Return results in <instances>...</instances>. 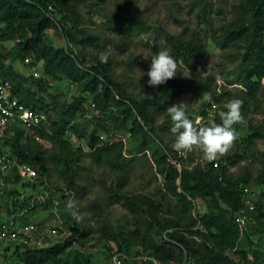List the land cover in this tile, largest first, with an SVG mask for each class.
I'll return each mask as SVG.
<instances>
[{"label":"trees","instance_id":"obj_1","mask_svg":"<svg viewBox=\"0 0 264 264\" xmlns=\"http://www.w3.org/2000/svg\"><path fill=\"white\" fill-rule=\"evenodd\" d=\"M127 1L128 6H115L110 17L94 21L97 27L89 28L81 20L80 5L97 4V8L109 0H0V42H12L9 46L0 43V79L10 82L11 94L19 103L46 112L47 116L46 123L26 133L19 124L9 126L11 133L4 138V143L21 163L35 169L36 176L18 184L20 178L14 168L4 175L6 184L13 183L5 190V212L10 216L26 208L24 214L14 218L26 222L39 212V208L51 204L53 207L57 197L56 208L62 213V224L70 230L63 242L57 241L46 248L35 249L22 244H13L11 249L6 246L3 261L9 264H96L92 254L82 248L89 242L84 240L89 230L77 224L74 218L64 217L60 203L66 194L78 193L80 187L76 180L79 170L84 168L81 161L87 157L96 163L106 158L118 178L117 190L108 192L105 188L107 200L120 203L131 217L128 228L112 226L105 219L98 224L97 237L93 239L105 249V262L109 253L120 251L134 257L126 264H153L149 259H137L138 256L151 257L159 264H264V221L259 204L251 212L254 222L239 228L235 219L244 208L241 196L244 186L260 187L264 194V151L253 149L256 141L264 137L263 126H250V131L242 138L241 143L250 148V155H246V148H243L220 157L218 167L202 158L204 164L197 162L189 168L193 157L178 156L160 134L172 127L170 116L163 125L157 124L172 100L183 93L182 79L172 78L156 88L146 83L138 92H130L128 83L115 73L122 59L113 54V49L117 55L129 51L134 37L149 33L146 39L152 42L154 53L167 48L177 63L196 71L205 53L206 39L224 49L241 41L244 51L235 79L242 86L243 95L248 97L247 101L237 98L243 101L241 111L246 116L248 105L255 101L262 87L261 79L264 80V0H233L232 17L217 26L212 22V12L206 16V11L212 8V0H193L189 3V12L199 18L203 37L186 27L178 35H172L160 25L150 33L152 30H149L143 10L130 9L131 0ZM219 12L217 8L216 13ZM173 19L178 21L176 14ZM56 27L66 41L64 46H55L46 39L45 31ZM109 49L108 62L101 63L99 53ZM8 59L19 60L23 69L16 71ZM126 65L129 71H134L137 62L131 58ZM34 71L41 74L34 76ZM54 81L75 85L78 93L67 104L56 99L59 106L52 113L53 93L49 88ZM204 90L211 94V103L200 88L193 94L208 108L215 104L224 111V103L235 98L231 96L223 101L228 91L216 94L217 91ZM144 94L149 95L145 97ZM77 113L93 115L94 123L89 132L90 122L86 118L84 122L77 120ZM200 113L207 125L222 123L220 112L214 109ZM115 133L128 134L129 139L136 142L134 150L128 153L130 156H123L121 140L100 143L102 134ZM83 146L89 150L86 152ZM142 157L150 166L155 165V175H161L158 195L122 191L127 181L123 178ZM171 158L180 160V169ZM244 160H256L261 166L254 172L249 162L241 167L239 174L228 172L230 165ZM53 167L63 176L64 188L53 187L49 182ZM120 173L122 177L118 176ZM16 185L28 188L22 198ZM35 191L41 195L47 193L48 201L32 198ZM57 192H60L59 197ZM0 197L2 199L1 194ZM197 200L205 203V211L195 210L199 205ZM30 204L32 207L27 209ZM94 207L101 208L99 203ZM185 215L189 220L180 228L179 221Z\"/></svg>","mask_w":264,"mask_h":264},{"label":"rangeland","instance_id":"obj_2","mask_svg":"<svg viewBox=\"0 0 264 264\" xmlns=\"http://www.w3.org/2000/svg\"><path fill=\"white\" fill-rule=\"evenodd\" d=\"M193 0H131L130 9L133 10H143L146 20H148L149 30L153 32L154 28L157 25H160L172 35H178L184 27L188 28L189 31L194 30L199 32L202 37L204 36V31L199 28V18L195 14L189 12V3ZM233 0H212V8L206 11V16L212 12L211 18L215 26L222 24L224 21H228L232 17L231 5ZM97 4L92 6L91 3H86L85 5H80L79 12L81 14V20L85 23L86 27L93 28L97 27V24L94 23L106 20L112 15V12L115 10V6L125 7L129 5L127 0H109L107 4H100L97 8ZM220 9L221 12L216 13V10ZM195 10L198 11V6H195ZM195 13V11L193 12ZM176 14L178 21L173 19V16ZM159 27V26H158ZM149 34V33H147ZM147 34H141L133 38L129 51H126L122 55H117V52L113 49V54L117 56L118 59H122L121 65L117 66L115 73L119 76V79L128 83L129 91L138 92L143 88V85H146L148 77L143 75L141 77L139 71L146 73L150 68L151 56L155 54L151 48L152 42L146 39ZM46 39L50 41L55 46H64L66 44L65 39L60 33V30L56 28H49L45 31ZM3 43V42H0ZM12 42H4L2 45L9 46ZM206 49L205 53L200 61V67L196 71L189 70L185 65L178 63V73L174 79L180 78L184 83L183 93H179L171 102V105L178 103L181 100L188 102V114L190 118H195L197 116H202L201 111L214 109L215 111L222 112L219 110V105L214 106L211 104L210 108L206 106L205 103L200 102L193 94V91L197 88L203 90V94L206 97L208 93L204 89L217 91L216 94L222 93L223 91H228L229 95L223 98V101L234 96L235 98H242L244 101H247L248 97L243 95L242 86L236 81V76L240 71L241 55L244 51L243 42H238L237 44L231 45L229 48H220L213 40L206 39ZM89 57V55H87ZM133 59L134 62H137L136 68L134 71H129L126 62L129 59ZM13 67L16 71L22 70L23 65L19 60L11 61ZM38 74L40 75L41 73ZM233 82V83H230ZM262 87L257 92L255 101H251L248 105L249 113L244 116V122L234 125L237 129L239 138L236 140L234 146L230 149L228 153H236L242 151L243 148H246L244 144L241 143L244 135L250 131V126L262 125L264 129V80L261 79ZM51 88V89H50ZM49 91L53 93L52 100V113L56 112L59 104L56 102L59 100L60 103H70L74 98L73 96L78 93V88L75 85L69 86L66 81H54L51 83ZM56 96V98H55ZM233 98V97H232ZM49 102L51 98L49 97ZM58 99V100H56ZM207 103V102H206ZM217 107V108H216ZM93 112V111H92ZM167 113V112H166ZM161 115L158 119L157 124L163 125L169 116V114ZM214 111L212 112V114ZM88 119L90 125L87 129V132L90 131L92 124L94 122L92 114H76V119L84 122V119ZM206 119V118H204ZM205 121V120H204ZM172 125V124H171ZM164 130L160 131L163 140L173 148L175 143L176 136L170 131ZM110 135V134H109ZM101 135V140L103 142L115 136L113 141L121 140L124 144L123 156H127L131 151L134 150L135 141L129 139L127 134L115 133L112 135ZM112 142V141H111ZM240 146V147H239ZM250 148H246V155H250L248 152ZM255 150L264 151V137L257 140ZM149 155V153L147 152ZM130 156V155H128ZM187 157L203 158V154L200 150H194L190 153H187ZM248 159H252L248 156ZM90 158L82 159V164L84 165L83 169H80L79 176L77 177L76 182L79 185L78 193L69 194L61 199L62 209L65 213L66 218H73L71 215V210L67 207V202L69 200H75L78 206V212L82 216V219L77 221V224L86 227L89 230L87 236L84 240H88L82 248L88 253L92 254V259L96 264H110V254L109 258L107 257V262L105 259L104 251L105 249L98 244L97 241H94L93 238L97 237L95 232L98 224L102 220H106L112 226H124L128 228L131 225V217L128 211L123 208L120 203H111L107 200L106 189L108 192L117 190L116 182L117 179L110 164L106 162V158L102 160V163H96L91 161ZM250 160L240 161L239 164L230 165L228 172L239 174L241 167L245 164L248 165ZM192 165V162L189 166ZM250 166L255 172L261 165L256 160H251ZM152 167V168H151ZM155 165L147 163L145 158H141L138 162L135 163L131 172L123 180H127L122 186V191L124 193L129 192H140L144 191L152 196L158 195V189L161 186L162 178L160 174L155 175L154 169ZM254 175V174H252ZM122 177L121 173L118 175ZM49 182L54 186L65 187L63 176L58 173V170H51L50 175L48 176ZM116 178V179H115ZM83 188V189H82ZM82 189L81 194L79 191ZM67 191V190H65ZM64 191V192H65ZM85 191V194L83 192ZM66 193V192H65ZM58 197L60 192H57ZM57 200V199H56ZM99 203V210L95 209ZM199 204L196 206L195 210L200 212L205 211V203L197 200ZM2 207H0V215H5V204L3 199H1ZM53 208L48 206L47 208L41 209L36 215L32 216L30 220L36 221L39 224L53 222V219L49 212H52ZM71 215V216H70ZM164 216H169V214H164ZM176 218L175 215H171ZM0 218L3 219L2 216ZM44 220V221H43ZM189 220V216L185 215L180 219V228H184L186 221ZM106 252V251H105ZM11 263V262H10ZM142 264V263H139Z\"/></svg>","mask_w":264,"mask_h":264},{"label":"built area","instance_id":"obj_3","mask_svg":"<svg viewBox=\"0 0 264 264\" xmlns=\"http://www.w3.org/2000/svg\"><path fill=\"white\" fill-rule=\"evenodd\" d=\"M28 59H25L27 62ZM34 76H38V72H33ZM10 82L7 80L0 79V168L1 172L7 169L14 168L15 173L19 176L20 181L18 184L22 183V180L32 179L36 176V171L33 167L28 164L21 163L16 158V156H11L9 149L4 145V138H6L8 133H11L9 128L10 125L19 124L25 129V133L30 130V128L35 126H41L47 121L46 112H39L28 107H25L22 103L18 102V99L11 94ZM215 106V105H214ZM177 153V152H176ZM183 159H186V155H180ZM171 162L180 169V160H174L171 158ZM200 162L204 164V159L195 158L192 161V165ZM214 167H218L220 164V159L211 161ZM225 164V161L222 162ZM229 166V165H228ZM189 168L191 166H188ZM20 187V185H19ZM20 188V198L23 197ZM40 192L33 193V198L38 199L41 202L48 201V195L45 193L41 195ZM0 194L3 196L5 194V183L0 180ZM242 200L244 203V208L241 213H237L235 219L238 223L239 228H243L248 222L255 221V217L251 214L260 206L262 212V220L264 221V194L260 187L244 186L242 188ZM32 203V202H31ZM53 204V216L54 222L51 224L36 222V221H26L23 222L21 219L15 220L16 216H21L26 211V208L20 212H14L10 216H6L0 223V264H9L7 261H3V248L8 246L10 249L13 244H22L23 246H28L30 248H45L51 246L53 243L60 241L63 242L64 239L69 235L66 229L61 227L60 212L56 208L57 201L54 200ZM28 206L27 209L31 208ZM131 258L120 251L114 252L110 257V264H126L127 260ZM139 260H152L157 262L151 257L138 256ZM159 264V263H158Z\"/></svg>","mask_w":264,"mask_h":264},{"label":"clouds","instance_id":"obj_4","mask_svg":"<svg viewBox=\"0 0 264 264\" xmlns=\"http://www.w3.org/2000/svg\"><path fill=\"white\" fill-rule=\"evenodd\" d=\"M110 54H111L110 49L101 51L99 53L100 62L107 63ZM139 73H140L139 77L143 75H147L148 77L147 84L150 87L156 88L157 86L165 84L168 80L174 78L177 75L178 63L175 57L172 56L169 49L161 48L159 51H157L155 54L151 56V63L149 70L146 73L141 71H139ZM148 95L149 94H144L145 97H147ZM205 99L209 103H211L212 102L211 94H208L205 97ZM242 106H243V101L241 99H237V98L229 99L223 105V108L225 110L220 113L222 123L212 124V125L205 124L204 118L202 116H197L194 119L190 118L188 114V102H185L184 100H181L178 103H174L171 106L167 107L166 111L169 114L172 122V127L170 131L176 136L175 143L173 145L174 150L180 155H186L187 153H190L194 150H200L203 154V158L209 162L215 161L220 157L226 155L230 151V149L234 146L236 140L239 138L238 131L234 127V125L244 122V116L241 111ZM114 139L115 136L103 142L100 136V140H101L100 143L101 144L104 143V145L109 144L111 143V141L113 142ZM4 145H6L10 151L9 145L6 143H4ZM83 149L86 152L89 150V148H86L84 146ZM10 154L11 156H16V158L19 160L16 154H14L11 151ZM11 169L12 168L7 169L6 173L4 170L2 173L0 168V175H1L0 180H2L5 183V190H7L8 187L13 185V183L11 184L9 182H7L6 184L3 178L5 174L11 172ZM16 186L19 191L20 188L21 190L28 189V188L24 189L21 186L19 187V185ZM35 193L37 192L35 191ZM3 198H6V194L2 196V199ZM56 199L58 198L56 197L55 200ZM51 205L50 207H52ZM67 207L71 210V215L73 216L74 219H76L77 221L82 219V216L78 212V206L75 200H69L67 202ZM41 209L43 208H39V211ZM49 213L54 222V216L51 214L52 212ZM0 216H2L3 219H5L7 214L5 212L4 216L3 215ZM60 218H61V227L63 229H66L68 232H70V230L67 229L65 226H63L62 224V220H63L62 213H60ZM0 219L1 222L3 219L2 218ZM130 258L132 259L134 257H130ZM154 264H158V262H154Z\"/></svg>","mask_w":264,"mask_h":264}]
</instances>
